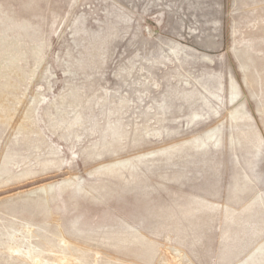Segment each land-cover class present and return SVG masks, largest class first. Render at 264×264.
<instances>
[{
	"label": "rangeland",
	"instance_id": "obj_1",
	"mask_svg": "<svg viewBox=\"0 0 264 264\" xmlns=\"http://www.w3.org/2000/svg\"><path fill=\"white\" fill-rule=\"evenodd\" d=\"M0 264H264V0H0Z\"/></svg>",
	"mask_w": 264,
	"mask_h": 264
}]
</instances>
